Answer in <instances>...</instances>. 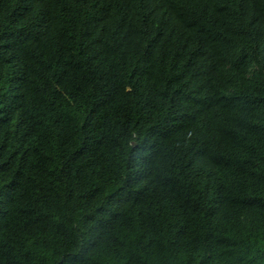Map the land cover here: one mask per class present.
Masks as SVG:
<instances>
[{"label":"trees","instance_id":"16d2710c","mask_svg":"<svg viewBox=\"0 0 264 264\" xmlns=\"http://www.w3.org/2000/svg\"><path fill=\"white\" fill-rule=\"evenodd\" d=\"M0 264H264V0H0Z\"/></svg>","mask_w":264,"mask_h":264},{"label":"clouds","instance_id":"9594fccd","mask_svg":"<svg viewBox=\"0 0 264 264\" xmlns=\"http://www.w3.org/2000/svg\"><path fill=\"white\" fill-rule=\"evenodd\" d=\"M136 147V145H133V148H135Z\"/></svg>","mask_w":264,"mask_h":264}]
</instances>
